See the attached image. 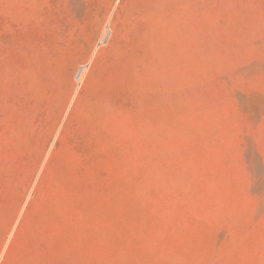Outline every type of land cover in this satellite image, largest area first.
Instances as JSON below:
<instances>
[{"label":"rangeland","instance_id":"rangeland-1","mask_svg":"<svg viewBox=\"0 0 264 264\" xmlns=\"http://www.w3.org/2000/svg\"><path fill=\"white\" fill-rule=\"evenodd\" d=\"M0 264H264V0H0Z\"/></svg>","mask_w":264,"mask_h":264},{"label":"bare ground","instance_id":"bare-ground-1","mask_svg":"<svg viewBox=\"0 0 264 264\" xmlns=\"http://www.w3.org/2000/svg\"><path fill=\"white\" fill-rule=\"evenodd\" d=\"M76 77H77L78 82L80 83V81H81V72H77Z\"/></svg>","mask_w":264,"mask_h":264}]
</instances>
